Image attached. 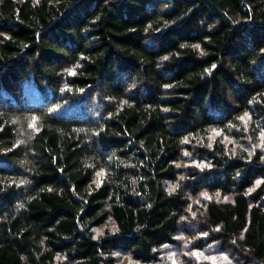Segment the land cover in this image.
Here are the masks:
<instances>
[{
  "label": "trees",
  "instance_id": "1",
  "mask_svg": "<svg viewBox=\"0 0 264 264\" xmlns=\"http://www.w3.org/2000/svg\"><path fill=\"white\" fill-rule=\"evenodd\" d=\"M0 264H264V0H0Z\"/></svg>",
  "mask_w": 264,
  "mask_h": 264
}]
</instances>
